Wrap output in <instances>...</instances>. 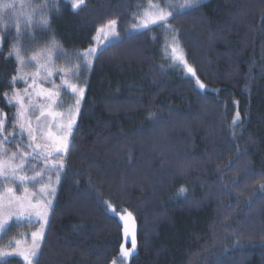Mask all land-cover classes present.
I'll return each instance as SVG.
<instances>
[{
    "label": "trees",
    "instance_id": "trees-1",
    "mask_svg": "<svg viewBox=\"0 0 264 264\" xmlns=\"http://www.w3.org/2000/svg\"><path fill=\"white\" fill-rule=\"evenodd\" d=\"M58 3L40 42L54 34L67 53L82 51L111 20L122 38L85 80L38 264H113L122 248L128 264H264V0H202L169 18L205 89L170 69L162 27L126 33L145 0H86L78 12ZM10 40L0 110L13 132ZM121 211L135 220L136 252ZM17 231L11 223L0 247Z\"/></svg>",
    "mask_w": 264,
    "mask_h": 264
},
{
    "label": "snow or ice",
    "instance_id": "snow-or-ice-1",
    "mask_svg": "<svg viewBox=\"0 0 264 264\" xmlns=\"http://www.w3.org/2000/svg\"><path fill=\"white\" fill-rule=\"evenodd\" d=\"M67 2L76 12L86 7V0H67ZM200 4L202 0H176V2L164 0L161 6L160 3H152L150 0L148 9L136 18L139 23H134L132 27L150 30L151 25H158L175 33L176 29L169 23V18H174L183 9L194 8ZM25 7L28 9L27 12L17 10L15 0H4L0 4V8L3 9L0 11V54L3 52V43L7 39L8 29L15 27V42L4 59L14 58L17 64L16 74L9 81L12 88L11 95L8 92L3 94L7 104L16 108L12 117L15 121L11 125L13 132L7 131L8 117L0 110V235L8 230L9 221L17 224L21 221L31 223L35 218V222L40 224V229L31 232L30 243L14 238V246L12 242L8 245L13 248L12 251L0 249V264H5L6 258L11 256L22 258L24 264H38L41 242L45 236L43 229L49 223V213L52 208V200L48 197H54L56 194L53 176H55V183L58 184L60 173L65 168V157L70 148L69 138L73 135L76 114L79 113L81 100L84 97L85 89L72 81L78 80L84 72L92 68L93 59L98 58L97 46L101 43V37L104 39L119 37L116 30L117 21H109L107 25L97 30L98 34L95 37L97 46H90L82 52L74 53L75 59L80 63H76L70 71L55 66V60L59 57L67 58L68 53L56 40L54 34L47 47L37 50L26 59L23 53L24 37L35 40L34 28L52 33L49 13L52 10L59 13L60 7L58 0H45L43 4L35 7L29 3ZM172 44L174 45L172 58L184 62L182 57L176 55L179 41L175 35L172 36ZM29 67H34L35 71L25 72V68ZM187 70L195 75L191 67ZM54 76L60 77V85L55 84ZM18 81L25 85L22 90L15 87ZM46 84L52 87H45ZM199 86L205 87L202 83ZM61 89H67L75 98V108L69 110L67 121L59 126V132L56 135H53L51 130L45 134V121L53 116L51 109L54 104H58ZM33 118L36 121L35 127L32 123ZM16 136H20L21 139L15 141ZM14 141L18 146L15 151H11L6 145ZM19 145H23L28 151H23ZM32 161H38L43 167L37 170L36 164ZM28 171L34 174L28 175ZM45 175H47V182L42 183L38 191H30L28 185L35 186L41 183ZM17 188L22 189L19 194H17ZM183 191L181 189V192ZM127 216L131 217V213H127ZM135 247L133 238L132 248L135 249ZM130 254V251L122 248L123 257Z\"/></svg>",
    "mask_w": 264,
    "mask_h": 264
},
{
    "label": "rangeland",
    "instance_id": "rangeland-1",
    "mask_svg": "<svg viewBox=\"0 0 264 264\" xmlns=\"http://www.w3.org/2000/svg\"><path fill=\"white\" fill-rule=\"evenodd\" d=\"M3 2H4V0H0V4H2ZM44 2H45V0H15V7L19 11L27 12L28 9H27V7H25L27 4L31 3L35 7V6L43 4ZM151 2L152 3H157V2L160 3V1H156V0L155 1L151 0ZM149 3H150V0H145V3H143L142 8L138 11V14L136 12L134 22L131 23L127 27L126 33L133 34L135 32H139V31L144 29V28H135L134 29L132 27V25L134 23H139V21L136 18L140 17L141 13H143L145 10L148 9ZM2 10L3 9L0 8V11H2ZM36 19H39V17H36ZM116 30H117V24H116ZM34 32H35V35H36V39L35 40H29L27 38V36H25L24 40H23V53H24V56H25L26 59L28 58V56H30L31 54H33L37 50L45 48V47L48 46V43H43V42L39 41L38 34L40 32H44V31H41L39 28H34ZM117 32H118V30H117ZM164 32L166 34V42H165V45H164V47L162 49V53H163L165 61L168 63V66L170 67V69L173 72L181 71L182 73H184V75H187V76H190V77L194 78L196 80V82L199 81V83H197L198 86H199L201 81L198 79L194 68L189 64V62H188V60L186 58L185 51L182 48V45H181L180 42H179V48H178V51H177L176 55L182 57L184 62H181L180 59H173L172 58V56H173L172 48L174 46L172 44V36L175 35L177 37L176 32L173 33L171 30H166V29H164ZM9 33H11V40L10 41H11V45H12L15 42V27L9 28L8 29V34ZM97 34L95 35V37H97ZM95 37H94L92 46H97ZM121 38H122V35L120 33H119V37L118 38L109 37L108 39H104L103 37H101V43L97 46L98 53L104 47H106V46H108V45L120 40ZM10 48H11V46H10ZM82 51H84V50H82ZM82 51H79V52H82ZM94 59H93V62H94ZM68 61H71V62L69 63ZM76 63H80V61L75 59L74 53H72V54L68 53V57L67 58L59 57V58H57L55 60V66L57 68H63L65 71H70L72 69V67ZM188 67H191L194 70L195 75H192V73L188 72V70H187ZM24 71L30 73V72L35 71V68L34 67L25 68ZM89 71L84 72L83 75L78 80H73L72 82L73 83H77L80 87H83L85 89V80L88 77ZM53 79H54L56 85H60L61 84V79H60L59 76H54ZM18 82L22 84V87H17V89L22 90L25 87V85H24L23 82H20V81H18ZM44 86L45 87H49V88L52 87V85H50V84H46ZM201 89H205V87L201 88ZM84 95H85V91H84ZM58 101H59L58 104H54L53 108L51 109V111L53 112V116L49 117L47 119V121H45V125H46L45 129H44L45 134L49 130H51L53 135H56L59 132V126L62 123H65L67 121V118H68V116L70 114L69 110L70 109L74 110V108H75V98L68 92L67 89H61V95L58 98ZM82 101H83V99L81 100V102ZM77 117H78V114H76V120H77ZM32 123H33V126L35 127L36 121H35L34 118H33ZM71 137L69 138L70 139V143H71ZM6 147H7V145H6ZM22 150L24 151V149H22ZM27 151H28V149H27ZM32 163L36 164L37 170H39L41 167H43V165L40 164L38 161H32ZM61 173H60V176H61ZM27 174L28 175H33L34 173L32 171H28ZM46 182H47V175H45L44 180L41 181V183H37V184H35V186L29 184L28 185L29 190L33 191V192L38 191V189L41 187V184L42 183H46ZM57 185L58 184L55 183V176H53V187L56 188ZM16 191H17V194H19L22 191V189L17 188ZM54 197H48V199L52 200V204H53V201H54ZM120 213L123 214V216H126L130 220L129 226L131 227V229H130L131 233H132V229H133L134 239H135V244H136V226H135V220H134L133 216L131 215V217H128L127 216V213H128L127 211H121ZM123 222L125 224V221H123ZM11 223H14L16 225L17 229H18L17 234L13 235V236H10L9 239H8V241L12 242V243L14 242V238H19V239H22V240H26V241H28L30 243V241H31V232L32 231H37V230L40 229V224L35 222V218H33L31 223H29L27 221H21L19 224H17L14 221H9V225ZM124 226H125V231L127 233V228H126L127 223ZM22 228H24V229L21 230ZM45 228H46V225L44 226V229H43L44 232H45ZM1 236L2 235H0V238H1ZM128 241H129V243L132 244V241L130 239ZM8 245H9V243H7L4 248L0 247V249H4L6 251H12L13 248L8 249ZM135 252H136V249H135ZM16 257H18V256H16ZM130 258L129 257H123L122 255L119 256V259L123 262V264H128L129 261H130ZM121 261H117L115 264H122Z\"/></svg>",
    "mask_w": 264,
    "mask_h": 264
}]
</instances>
